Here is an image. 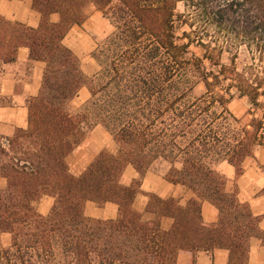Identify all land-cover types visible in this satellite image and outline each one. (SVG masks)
Returning <instances> with one entry per match:
<instances>
[{"label": "trees", "instance_id": "1", "mask_svg": "<svg viewBox=\"0 0 264 264\" xmlns=\"http://www.w3.org/2000/svg\"><path fill=\"white\" fill-rule=\"evenodd\" d=\"M36 29L0 16V64L27 47L46 63L41 92L29 104V127L0 146V264H179L181 252H229L228 264H249L250 241L264 246L260 217L227 191L223 162L244 172V161L264 148V0H32ZM183 1L189 14L177 13ZM94 5L113 30L96 38L99 66L87 77L64 39ZM60 21L52 23L50 16ZM86 87L90 99L70 104ZM246 98L245 118L229 108ZM113 137L80 176L66 162L96 126ZM170 165L165 178L196 198L181 206L151 195L144 221L134 209L146 173ZM138 178L123 183L128 166ZM53 205L41 215L37 203ZM88 201L119 206L115 220L86 216ZM219 211L207 225L202 205ZM171 217L169 230L161 219Z\"/></svg>", "mask_w": 264, "mask_h": 264}, {"label": "crops", "instance_id": "2", "mask_svg": "<svg viewBox=\"0 0 264 264\" xmlns=\"http://www.w3.org/2000/svg\"><path fill=\"white\" fill-rule=\"evenodd\" d=\"M99 11V10H98ZM100 12V11H99ZM102 13V12H101ZM0 16L10 22L21 23L30 28H38L41 23V14L33 8L32 0H0ZM104 17V16H103ZM93 17H88L82 25L72 27L63 43L71 49L80 59L83 73L91 78L99 71V66L92 58L97 47L96 38L92 28ZM52 23H58L60 16L52 14ZM106 33L99 34L103 36ZM88 56V59H84ZM46 63L30 58L27 47H21L17 59L13 63L0 66V146L7 147L18 131L29 127V102L37 98L41 92ZM90 99L89 90L84 87L79 95L71 102L70 107L79 109ZM108 150L117 152V144L113 137L102 126L92 129L84 142L70 154L66 162L74 176L82 175L98 155ZM1 163V157H0ZM217 170L227 179V191H237L238 199L250 206L252 214L260 217V228L264 232V148L256 151L255 157L244 161V172L237 176L235 167L223 162ZM169 170L167 168L166 172ZM166 172L150 169L142 181L141 191L134 201V209L142 215L144 221H153L157 215L147 210L150 196L155 195L162 200L175 199L181 206H186L189 200L196 198L195 193L181 184H173L165 178ZM138 178L133 166H128L123 175V183L131 184ZM7 187V180L0 174V190ZM53 198L45 196L36 205L41 215H48L53 205ZM86 216L100 220H115L119 215V206L108 202L98 207L94 202L88 201L85 206ZM202 215L207 225L215 224L219 219L218 209L205 201L202 205ZM173 218L163 217L161 226L164 230L171 229ZM249 264H264V246L258 238L250 241ZM229 252L225 249H216L213 258L205 252L196 255L195 263L191 252L183 251L178 258L179 264H228Z\"/></svg>", "mask_w": 264, "mask_h": 264}, {"label": "rangeland", "instance_id": "3", "mask_svg": "<svg viewBox=\"0 0 264 264\" xmlns=\"http://www.w3.org/2000/svg\"><path fill=\"white\" fill-rule=\"evenodd\" d=\"M177 13L183 14V15L189 14V11L186 8L185 3L183 1L178 2ZM86 14L88 17L90 16L93 17L91 25H92L94 34H96V36L98 34L97 37L102 38L113 30V27L110 24V22L103 17V14L99 12L98 9L94 5H89L87 7ZM102 33H106V34L100 37L99 34L102 35ZM84 59L89 60L88 56H86V58ZM1 65L2 64H0V66ZM229 108L237 117L245 118L247 111L249 109V106H248L246 98H236L231 102V104L229 105ZM71 110L74 112L77 109L75 110L71 108ZM167 168H170V165L166 162H157L153 166L154 170L160 171V172H166ZM10 244H11V236L9 234H1L0 235V245L2 247H9Z\"/></svg>", "mask_w": 264, "mask_h": 264}]
</instances>
